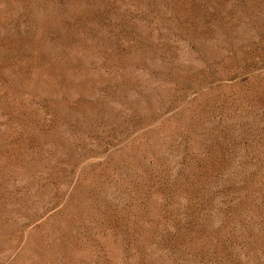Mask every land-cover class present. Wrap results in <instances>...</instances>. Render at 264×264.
I'll use <instances>...</instances> for the list:
<instances>
[{
	"label": "rangeland",
	"instance_id": "rangeland-1",
	"mask_svg": "<svg viewBox=\"0 0 264 264\" xmlns=\"http://www.w3.org/2000/svg\"><path fill=\"white\" fill-rule=\"evenodd\" d=\"M0 264H264V0H0Z\"/></svg>",
	"mask_w": 264,
	"mask_h": 264
}]
</instances>
